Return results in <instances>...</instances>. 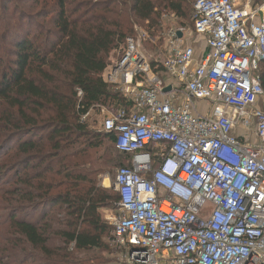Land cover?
Listing matches in <instances>:
<instances>
[{"label": "built area", "instance_id": "obj_1", "mask_svg": "<svg viewBox=\"0 0 264 264\" xmlns=\"http://www.w3.org/2000/svg\"><path fill=\"white\" fill-rule=\"evenodd\" d=\"M192 18L197 58L183 29L151 56L135 27L102 75L125 107H97L99 127L131 157L107 217L120 264H264V0H195Z\"/></svg>", "mask_w": 264, "mask_h": 264}, {"label": "trees", "instance_id": "obj_2", "mask_svg": "<svg viewBox=\"0 0 264 264\" xmlns=\"http://www.w3.org/2000/svg\"><path fill=\"white\" fill-rule=\"evenodd\" d=\"M191 3L192 0H88L85 11L71 19L66 1L59 0L55 17L49 21L54 30L41 27L42 31L31 37L30 33L17 36L7 31L0 37V101L15 110V114L5 113L1 118L11 123L10 138L17 141L19 156L11 170L17 171L21 186L38 193L41 185L32 181L42 180L52 172L51 161L62 154L69 169L61 174H65L64 178L69 176L74 184L69 191L64 185L62 195L31 202L35 211L45 210L41 220L11 218L12 226L30 246L46 252L43 259L37 258L44 264H96L99 252H110L103 240L109 236L108 227L99 210L111 203L117 205L118 195L96 187L93 172L83 167V173L79 171V161L86 151L99 149L103 140L109 141L120 155L113 157L109 151L113 157L110 162L129 167L120 161L131 157L116 151L112 133L92 131L81 118L97 107L113 111L125 107L121 94L105 84L102 75L109 66L110 53H121L126 39L134 34L130 26H144L155 39L153 34L161 29V17L168 13L185 20ZM4 13L3 23L7 25L5 21L11 15L7 9ZM8 24L11 27V21ZM130 30L133 34L127 35ZM259 77L264 87V63ZM41 110L49 113L42 118L44 121L40 120L43 123L38 121ZM31 169L36 170L34 180L25 174ZM56 205L63 208L71 222L62 220L59 227L49 223L47 219L52 218V207ZM53 242L58 246L47 251Z\"/></svg>", "mask_w": 264, "mask_h": 264}, {"label": "rangeland", "instance_id": "obj_3", "mask_svg": "<svg viewBox=\"0 0 264 264\" xmlns=\"http://www.w3.org/2000/svg\"><path fill=\"white\" fill-rule=\"evenodd\" d=\"M59 0H0V37L6 35L7 31L10 34H16L17 36H23L26 33L32 35H37L38 32L44 29L54 30L53 24L49 21L51 17H55L57 12ZM66 1L67 12L71 19L78 18L84 11V5L88 0H64ZM195 0H192L191 6L189 8L188 18L185 20H179L178 18L170 19L168 13L165 14L164 22L159 33H154L155 39L159 40L156 45L149 42L143 43L144 53L154 56L156 53H164L162 49V36L170 29H183L184 40L183 44L185 46L194 47L195 53H201L203 50V42L201 39L196 37L192 31V7ZM5 9L9 11L11 19L7 22V25L3 23L5 19ZM48 12L51 14L48 15ZM48 15V16H47ZM11 21V27L9 22ZM184 23V26H181ZM12 27L14 30H12ZM142 30L147 29L143 26L138 27ZM134 25L130 26L133 29ZM131 30L127 35H131ZM133 34V33H132ZM134 35V34H133ZM132 35V36H133ZM120 54V53H119ZM118 52H111L108 58V64L111 65L119 58ZM48 71V70H47ZM206 104H201L199 109L205 114L208 112V107L204 106ZM8 104L0 101V264H44L41 260L46 252L40 250L39 248H33L29 243L23 238L17 230L12 226L11 218L15 216L24 221H36L41 220L43 217V211H35V207H32L33 202L39 200H46L48 197H56L57 195H62L65 191L64 185H67V191L74 189L73 180L68 176L64 178L65 174H61L65 169H69L64 161V155L59 154L55 160L51 161L50 169L52 172L46 173L42 180L32 181V184H40L41 190L38 193L31 192L29 186H21L20 181L17 179V171L11 170L12 163L17 161L19 158L17 153V141H11V128L9 127L11 123L2 120L1 115L5 113L15 114V110L9 109ZM29 115L28 111L26 112ZM49 113L46 111H40V121L42 118H46ZM101 112L99 108H95L90 111L87 119L83 123H86L90 130L100 132L99 127ZM15 116V115H14ZM16 117V116H15ZM45 119H42L44 121ZM41 122V121H40ZM43 123V122H41ZM113 153V157L119 156L113 148V145L107 141L103 140L102 146L97 150H88L81 157L79 161V171L83 173V168L93 172L94 184L99 187L107 194L115 195L112 190L114 173L119 164L115 162H110L113 157H110V152ZM22 157V156H21ZM41 158L39 159V161ZM49 162V159L46 160ZM131 159L129 157L123 158L120 161L122 166H129ZM48 163L44 164L47 165ZM83 167V168H82ZM42 168V167H41ZM82 168V169H81ZM40 169V166L37 167ZM43 169V168H42ZM41 169V170H42ZM44 169H49L45 166ZM59 169V170H58ZM36 170H28L25 174L31 180L36 179ZM68 180V181H67ZM29 193H33L29 194ZM32 202V203H31ZM47 210V208L43 207ZM117 210V205L110 204L105 208L99 210V214L103 222L106 223L108 227L109 236L108 238H103L104 242L110 249V252H99V261L96 264H120V255L118 249L114 246L112 242V228L107 221V217L113 215ZM51 221L49 223L59 227V223L62 220H68L71 222L70 218H67L63 213V208L59 205L52 207ZM58 246L57 243L49 244L46 248L47 251L55 249ZM36 258V259H35ZM41 258V259H37Z\"/></svg>", "mask_w": 264, "mask_h": 264}, {"label": "water", "instance_id": "obj_4", "mask_svg": "<svg viewBox=\"0 0 264 264\" xmlns=\"http://www.w3.org/2000/svg\"><path fill=\"white\" fill-rule=\"evenodd\" d=\"M178 38L180 39L182 37V34L180 32L177 33ZM170 88L165 89L164 92H169Z\"/></svg>", "mask_w": 264, "mask_h": 264}, {"label": "crops", "instance_id": "obj_5", "mask_svg": "<svg viewBox=\"0 0 264 264\" xmlns=\"http://www.w3.org/2000/svg\"><path fill=\"white\" fill-rule=\"evenodd\" d=\"M193 48H194V47H193ZM203 50H204V44H203ZM203 50H202V51H203ZM202 51H201V52H202ZM199 55H200V53H196L195 57L197 58Z\"/></svg>", "mask_w": 264, "mask_h": 264}]
</instances>
